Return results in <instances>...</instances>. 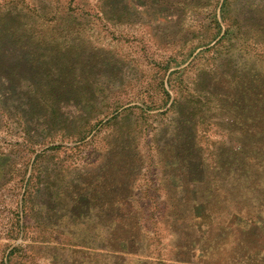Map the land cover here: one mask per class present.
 <instances>
[{
	"label": "rangeland",
	"instance_id": "obj_1",
	"mask_svg": "<svg viewBox=\"0 0 264 264\" xmlns=\"http://www.w3.org/2000/svg\"><path fill=\"white\" fill-rule=\"evenodd\" d=\"M100 5L104 12L54 31L56 43L26 44L16 62L2 65L0 264H114L120 259L121 264H147L150 258L142 250H109L112 230L100 213L104 171L117 161L121 146L130 145L119 136L122 129H139L137 141L147 156L146 168L135 176L134 206L160 218L165 197L155 140L170 142L177 133L174 141L198 142L212 156L226 136L223 116L216 115L202 123L197 137L184 138L177 131L179 106L210 89L235 94L243 81L236 68L264 71V0H101ZM79 69L93 72L88 88L82 78L66 76ZM261 83L257 93L264 99V78L253 86ZM241 132L234 128L229 141H241ZM257 167L259 185L264 161ZM263 193L257 189L254 195L261 224L250 235L256 249L236 264H264ZM152 223H145L148 236ZM159 231L157 250L171 255L165 264H204L189 251L201 248L193 234L188 249L168 252L166 233ZM188 256H194L190 262L184 260ZM218 258L234 264L227 256Z\"/></svg>",
	"mask_w": 264,
	"mask_h": 264
},
{
	"label": "trees",
	"instance_id": "obj_2",
	"mask_svg": "<svg viewBox=\"0 0 264 264\" xmlns=\"http://www.w3.org/2000/svg\"><path fill=\"white\" fill-rule=\"evenodd\" d=\"M100 1L0 0V78L6 77L2 65L16 62L24 45L38 43L49 46L56 43L57 40L51 38L54 31H67V23L72 20H80L81 23L85 17L104 12ZM245 54L258 58L256 53L245 51ZM254 58L252 64L257 62ZM236 70L243 81L237 84L242 89L235 94L227 96L215 89H210L208 94L197 92L198 98L185 100L177 109V131L184 138L197 137L202 131V123L216 115L223 116L226 136L217 142L221 145L211 150L212 156L206 154L208 147L198 142L191 146L185 140L174 141L177 133L173 134L170 142L163 141V133H160L162 143L161 138L155 140V157L161 167V185L166 198L160 218L154 216V211L148 214V208L140 211L134 206L138 186L135 176L143 173L147 156L141 152V142L137 141L139 129L132 125L122 129L119 136L126 138L130 145L121 146L117 161L104 171L99 193L101 216L112 230L108 242L110 251L137 254L142 250L150 258L146 259L147 264H165L171 255L165 254L162 247L157 250L162 244L159 230L166 233L168 252L188 249L190 244L187 240L193 234L201 248L195 252V246H192L189 251L194 256L197 253L196 258L204 264H223L219 256H227L236 264L237 258L244 259L249 249H256L250 235L261 228V224L256 222L254 195L257 189H264V177L259 185L255 182L257 164L264 161V99L257 93L263 84L253 86V83L264 78V71L257 72L254 66ZM92 73L79 69L66 76L82 78V84L88 88ZM7 76L13 77L16 73H8ZM97 85L102 86V82L98 81ZM210 85L204 84L205 87ZM3 94L0 91V95ZM113 97L116 99L118 96L113 93ZM61 100L58 96V101ZM234 128L242 130L238 136L241 141L236 144L227 137ZM148 219L153 221L151 236L145 232ZM143 230L145 234L141 236ZM152 246L154 252L149 250ZM193 257L188 256L184 260L190 262ZM114 264H121V259Z\"/></svg>",
	"mask_w": 264,
	"mask_h": 264
}]
</instances>
